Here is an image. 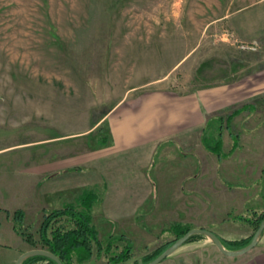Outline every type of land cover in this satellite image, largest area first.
Instances as JSON below:
<instances>
[{
  "label": "rangeland",
  "instance_id": "rangeland-1",
  "mask_svg": "<svg viewBox=\"0 0 264 264\" xmlns=\"http://www.w3.org/2000/svg\"><path fill=\"white\" fill-rule=\"evenodd\" d=\"M243 3L251 5L246 13L252 15L253 29L263 30L264 0H0V209L19 202L30 207L32 201L9 191L12 186H21V179L14 174L26 161L32 167L36 157H70V153L74 157L75 150L99 147V137L107 134L109 140L110 127L97 121L128 86L164 75L174 86L187 89L227 82L228 70L235 66L232 55L236 50L253 60L248 71L264 66V39L243 41L224 20H217ZM178 46L183 49L177 51ZM194 46L189 58L173 67L176 59ZM157 49H162L165 59L154 57ZM258 54L262 62L255 59ZM162 61H167L166 65ZM171 67L175 69L168 73ZM223 93L215 87L204 88L199 95L206 108L215 105L227 112L228 96ZM220 124V120L210 121L204 133L205 147L216 144ZM90 126L93 129L84 133ZM59 135L62 137L56 138ZM226 149L224 143L223 152ZM159 158L155 157V161ZM207 168L210 170L206 171L203 186L206 198H211L219 184L211 165L206 163ZM221 178L230 185L223 175ZM28 181L32 190L36 179ZM99 189H93L97 197L102 195ZM99 200L93 204V213L100 207ZM189 205L183 219L192 227L217 230L226 238L253 232L244 225L222 224L229 215L223 203L215 211L207 207L193 209V201ZM238 205H228L231 218L244 213ZM252 206L253 201L244 205ZM41 220L40 212L28 217L29 230L37 238ZM94 222L101 238L116 230L101 225V219ZM137 223L138 231L129 235L133 238L134 258L139 260L175 236L172 229L161 232V225L152 232V201L138 211ZM183 245L163 264L231 261L206 236ZM80 264L108 261L98 256Z\"/></svg>",
  "mask_w": 264,
  "mask_h": 264
},
{
  "label": "crops",
  "instance_id": "crops-1",
  "mask_svg": "<svg viewBox=\"0 0 264 264\" xmlns=\"http://www.w3.org/2000/svg\"><path fill=\"white\" fill-rule=\"evenodd\" d=\"M250 6L243 3L217 20H224L243 41L257 42L264 39V29H253L252 15L246 13ZM181 47L183 49L178 46L177 51ZM195 48L186 49L184 54L177 56L173 67L188 59ZM157 50L154 57L165 59L162 49ZM236 53L240 52L232 53L235 66L228 70V81L204 87L223 90L228 96L227 112H221L215 105L205 107L199 95L204 88L174 86L166 75L140 80L128 86L97 121L106 122L110 127L111 137L107 142L89 151L75 150L74 157L71 153L70 157H36L37 162L32 167L26 161L25 168L21 166L14 174L21 179V186H12L9 191L21 194V198L24 196L26 201H32V205L26 207L27 204L19 202L0 209V264H15L22 252L33 248L14 228L12 213L15 210L24 211L25 226L30 231L29 215L40 212L43 219L44 213L79 201L88 187L100 188L102 192L98 197L100 207L96 213L92 212L93 222L101 219V225L108 226V230L116 227L109 235L124 233L131 241L133 238L129 234L139 227L138 211L150 201L152 232L159 225L161 232H170L174 223L188 225L183 215L189 211L190 201L194 202L192 208L196 210H206V207L219 210L223 203L229 215L222 224L251 228L236 215L231 218L228 205L240 203L238 208L244 211L247 209L244 205L253 201L255 206L249 208L264 210V66L248 71L253 67L248 66L253 64L250 55ZM256 58L262 62L260 55ZM162 63L166 65L167 61ZM173 67L168 73L175 69ZM212 120L221 121V147L224 143L227 147L221 155L204 146V133ZM91 129L93 126L83 132ZM155 157L160 158L155 161ZM206 163L211 165L219 184L212 190L211 198H206L203 186L206 171L210 170L206 169ZM221 175L230 185L223 183ZM29 178L36 179L32 190L27 186ZM238 183L242 186H237ZM176 204H180L179 207H175ZM111 223L114 226H110ZM164 224L169 226L163 227ZM251 234L228 238H246ZM228 264H264V233L256 247L246 254L231 257Z\"/></svg>",
  "mask_w": 264,
  "mask_h": 264
},
{
  "label": "trees",
  "instance_id": "trees-1",
  "mask_svg": "<svg viewBox=\"0 0 264 264\" xmlns=\"http://www.w3.org/2000/svg\"><path fill=\"white\" fill-rule=\"evenodd\" d=\"M106 138H108L107 134L99 137L98 140L100 143H105L108 141ZM221 146L222 138H219L215 145L210 146V149L221 155ZM97 198L96 191L92 188L86 189L76 203H69L61 208H55L44 213L38 230V238L31 231H28V226H25V213L22 209H17L12 213L14 228L23 235L31 246L50 250L64 264H80L95 255L96 258L104 256L108 264H125L131 260L133 264L149 262L169 247L178 237L192 228L190 225L174 223L171 226L174 231V238L154 251L144 254L139 260L134 258L133 244L126 234H110L107 238H100L92 214V207ZM236 218L251 226L253 232L246 238L230 239L214 231L220 236L224 246L228 249L241 248L251 241L255 230L264 218V210L247 208L244 213L237 215ZM203 236L196 234L191 236L188 241ZM22 264L57 263L49 257L38 255L26 258Z\"/></svg>",
  "mask_w": 264,
  "mask_h": 264
},
{
  "label": "water",
  "instance_id": "water-1",
  "mask_svg": "<svg viewBox=\"0 0 264 264\" xmlns=\"http://www.w3.org/2000/svg\"><path fill=\"white\" fill-rule=\"evenodd\" d=\"M263 233H264V218L260 222L259 226L254 232V235L251 241L247 245L241 248H238V249H228L226 246H224L220 236L214 231L208 228H205V227H192L188 231H186L182 236L178 237L169 247H167L164 251H162L154 259H152L149 262H144V263H139V264H160L164 259L172 255L183 244H185L190 239L191 236L196 235V234H200V235H204L208 237L215 244V246L219 249L221 253L227 256H230V257H237V256L248 253L254 247H256ZM38 255L49 257L53 259L57 264H64L63 261L50 250L45 249V248H38V247H33L29 250L22 252L17 258L15 264H22V262L26 258H29L32 256H38Z\"/></svg>",
  "mask_w": 264,
  "mask_h": 264
}]
</instances>
